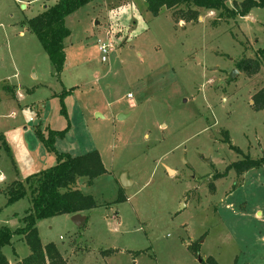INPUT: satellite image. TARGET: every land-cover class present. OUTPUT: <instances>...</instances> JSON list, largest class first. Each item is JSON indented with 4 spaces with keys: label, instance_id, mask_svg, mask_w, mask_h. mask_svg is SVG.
<instances>
[{
    "label": "rangeland",
    "instance_id": "rangeland-1",
    "mask_svg": "<svg viewBox=\"0 0 264 264\" xmlns=\"http://www.w3.org/2000/svg\"><path fill=\"white\" fill-rule=\"evenodd\" d=\"M22 1L0 0V134L11 148L0 139V226L22 225L31 206L27 196L8 205L7 186L32 173L33 160L57 161L35 129L69 126L57 150L96 149L107 169L91 185L76 183L98 203L84 225L69 214L39 223L43 242L63 257L74 251L70 264H264V163L217 178L244 157L225 130L244 154L264 156V110L252 107L264 65L233 72L264 47V7L236 18L201 8L187 22L172 15L185 4L153 16L145 0H93L65 19L67 65L57 77L27 24L56 0ZM108 34L114 47L103 62L97 42ZM14 88L17 97L8 96ZM36 139L42 147L32 160ZM15 251L30 249L24 240L3 248L11 261Z\"/></svg>",
    "mask_w": 264,
    "mask_h": 264
},
{
    "label": "trees",
    "instance_id": "trees-1",
    "mask_svg": "<svg viewBox=\"0 0 264 264\" xmlns=\"http://www.w3.org/2000/svg\"><path fill=\"white\" fill-rule=\"evenodd\" d=\"M93 0H56L55 3L47 6L42 12L27 20V24L40 40L42 46L48 53L57 77H60L66 63L65 41L71 35L70 29L66 26L65 19L68 15ZM147 9L153 16H158L164 9H175L180 5H186L185 9H178L173 12L176 20L196 22L200 16V9L229 13L231 17L246 16L252 9L264 7V0H243L235 2L233 7L228 5V0H145ZM179 13V14H177ZM176 14L178 15L176 17ZM264 65V47L256 51L251 58H241L235 63L237 70L248 75L259 72ZM74 87L64 89L61 97H65ZM62 112L66 114L64 102ZM253 109L264 110V86L255 92L252 97ZM69 126L62 130L48 129L43 132L40 127L35 129L37 137L42 141L47 150L56 154V163L48 168L32 173L24 179L14 180L5 189L7 204H13L24 197H29L31 206L26 209L22 217V226L15 229L8 225L0 226V264H10L3 252L6 245H11L14 236L24 238L28 244L30 253L14 264H68L55 242H42L37 222L41 219L51 218L62 214H76L90 210L98 205L95 198L90 194L83 193L76 187L80 177L87 179V184H93L94 180L105 174L107 169L103 163L98 150H90L79 155H71L68 152H59L56 148V141L66 136ZM225 142L244 157L239 161L231 163L225 173L218 174V177L225 176L229 169H235L239 175H243L252 168L260 167L264 163V156L254 159L249 154L231 144L230 134L227 130ZM9 154V146L5 144ZM124 197L119 194L117 200ZM199 248L196 247L195 250ZM206 264H218L210 257Z\"/></svg>",
    "mask_w": 264,
    "mask_h": 264
},
{
    "label": "crops",
    "instance_id": "crops-1",
    "mask_svg": "<svg viewBox=\"0 0 264 264\" xmlns=\"http://www.w3.org/2000/svg\"><path fill=\"white\" fill-rule=\"evenodd\" d=\"M16 1H19V0H16ZM33 0H23L22 2H21V4H25L26 5V7H28V4L29 3H31ZM56 2V1H55ZM54 2V3H55ZM46 6H44V8H45ZM44 10V9H43ZM20 35H25V32L23 31V30H21L20 31ZM66 57H67V55H66ZM66 65H67V59H66V63H65V67H66ZM65 67H64V70L62 71V73L65 71ZM62 73H61V75H62ZM34 77H37L38 76V74H37V71H35L34 73ZM61 77V76H60ZM71 88V87H70ZM56 94H57V92H56ZM7 95L8 96H10V97H17V92L15 91V88H14V90H13V92L12 93H9V92H7ZM53 95V94H52ZM43 128H44V126H43ZM51 127H46L45 129H42L41 128V130L43 131V132H45V133H47V130L48 129H50ZM52 129V128H51ZM55 130H59V129H55ZM66 137V136H65ZM0 139L5 143V144H7L8 146H9V144H8V142H7V139H6V137H5V134L4 133H1L0 134ZM61 140H57L56 141V145H58L59 144V142H60ZM36 143H39L38 141H37V139H36ZM34 141L32 142V143H30V145L28 146V153H29V157H31L32 158V160L34 159L33 157L36 155V153H38L39 151H40V148L39 147H42L41 146V144L39 143L38 145L36 144ZM44 145V144H43ZM38 147V148H37ZM44 148H45V150L48 152V150H47V148L44 146ZM9 149H10V152H11V148H10V146H9ZM35 151H36V153H35ZM64 152H67V151H64ZM69 153V152H68ZM71 154V153H70ZM45 155V154H44ZM48 158H47V162L48 163H45L44 165L42 164H40L39 165V162H35L36 160H33V162L34 163H36V164H34L32 167H31V169L33 170L32 171V173H35V172H38V171H40V170H42V169H45V168H48V167H51V166H53L55 163H54V157H52V155L51 154H48V156H47ZM54 163V164H53ZM48 164H51V165H49L48 167H47V165ZM45 166V167H44ZM36 168H37V170H36ZM18 169H17V167H16V171H17ZM32 173H30V174H32ZM29 174V175H30ZM28 176V175H27ZM26 176V177H27ZM127 178V177H126ZM16 179H19V178H15V180ZM14 181V180H13ZM12 181V182H13ZM11 182V183H12ZM10 183V184H11ZM9 184V185H10ZM8 185V186H9ZM5 193V192H4ZM30 200V199H29ZM30 207V206H29ZM28 207V208H29ZM26 211V210H25ZM87 213H88V210H86V211H82V212H79V213H76V214H79L80 216H83V217H85V221L84 222H82V224L81 225H78V224H76L75 222H74V220H75V215L76 214H69V215H71V221H72V223L74 224V225H76V226H79V227H81L82 225H84L86 222H87V220H88V217H87ZM24 215H25V213H24ZM23 215V216H24ZM22 216V217H23ZM76 219H78V218H76ZM42 220H44V219H41V220H39L38 222H37V227H38V230H39V233H40V228H39V223L42 221ZM21 223H22V218H21ZM78 221V220H77ZM82 220H80V222H81ZM23 224V223H22ZM20 226H22V225H20ZM19 227V226H18ZM17 228V227H16ZM13 229V228H12ZM15 229V228H14ZM40 236H41V233H40ZM41 239H42V237H41ZM24 240V238H22V237H20V236H14V238H13V242H12V244L15 242V241H23ZM25 241V240H24ZM42 242H43V240H42ZM51 242V241H50ZM44 244H46V243H48V242H43ZM11 244V245H12ZM57 245V244H56ZM57 247H58V245H57ZM71 248H72V246H71ZM58 249L60 250V248L58 247ZM73 253L74 251H70V250H65V259L67 260V262H68V264H70V257H69V255H70V253ZM30 253V252H29ZM15 254H16V256L17 257H14L13 258V260L11 261L9 258H8V256H7V258H8V260H9V262H10V264H14V263H16L17 261H19V260H21V259H23L24 257H26V256H21V255H19V254H17L16 253V251H15ZM29 255V254H28Z\"/></svg>",
    "mask_w": 264,
    "mask_h": 264
},
{
    "label": "built area",
    "instance_id": "built-area-1",
    "mask_svg": "<svg viewBox=\"0 0 264 264\" xmlns=\"http://www.w3.org/2000/svg\"><path fill=\"white\" fill-rule=\"evenodd\" d=\"M98 49L101 53V59L103 62L108 61V56L110 52L112 51L114 45L113 42L110 39V35L106 37V39H98ZM129 97L132 98V94H129Z\"/></svg>",
    "mask_w": 264,
    "mask_h": 264
},
{
    "label": "water",
    "instance_id": "water-1",
    "mask_svg": "<svg viewBox=\"0 0 264 264\" xmlns=\"http://www.w3.org/2000/svg\"><path fill=\"white\" fill-rule=\"evenodd\" d=\"M22 6H23V7H26L25 4H22ZM233 72L236 73V72H237V69H235ZM231 77H232V75H231ZM233 77H234V76H233ZM171 170H172V169L168 168V171H171ZM172 171H173V170H172ZM122 181H123V184H124V185L127 184L128 179L126 178V175H125V174L123 175ZM76 218H78V219H76ZM77 220H78V221H77ZM80 220H82V221L80 222ZM84 221H85V217L80 216L79 214H76V215H75V220H74V222H75L76 224L81 225L82 222H84Z\"/></svg>",
    "mask_w": 264,
    "mask_h": 264
}]
</instances>
